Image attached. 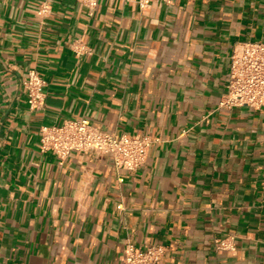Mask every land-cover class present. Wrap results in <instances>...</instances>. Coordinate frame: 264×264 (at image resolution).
Returning a JSON list of instances; mask_svg holds the SVG:
<instances>
[{"label":"crops","instance_id":"1","mask_svg":"<svg viewBox=\"0 0 264 264\" xmlns=\"http://www.w3.org/2000/svg\"><path fill=\"white\" fill-rule=\"evenodd\" d=\"M168 1L0 0V264H122L127 243L163 246L158 264H264V106L219 105L234 48L264 42V0ZM78 118L151 138L145 163L40 151L42 125Z\"/></svg>","mask_w":264,"mask_h":264},{"label":"built area","instance_id":"2","mask_svg":"<svg viewBox=\"0 0 264 264\" xmlns=\"http://www.w3.org/2000/svg\"><path fill=\"white\" fill-rule=\"evenodd\" d=\"M92 16L99 0H77ZM140 10H147L155 3H168V0H135ZM50 13L48 3H42L38 15L46 17ZM77 53L85 52L86 47L74 46ZM30 112L44 104L45 82L36 70H29L23 83ZM219 105L228 109L249 107L260 109L264 106V42L245 41L232 52L227 76L226 92ZM40 151L51 152L62 163L73 153H91L109 157L116 169L136 171L146 161L153 140L141 135H116L91 125L88 119L67 120L62 125H42L39 129ZM218 250H235L232 238L216 240ZM163 246H149L139 249L132 243L125 246L122 264H158L163 258Z\"/></svg>","mask_w":264,"mask_h":264}]
</instances>
